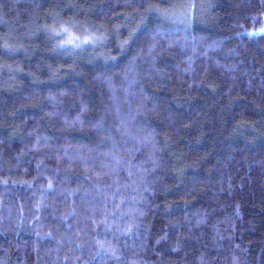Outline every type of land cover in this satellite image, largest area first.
<instances>
[{
    "label": "trees",
    "instance_id": "trees-1",
    "mask_svg": "<svg viewBox=\"0 0 264 264\" xmlns=\"http://www.w3.org/2000/svg\"><path fill=\"white\" fill-rule=\"evenodd\" d=\"M264 0H0V264H264Z\"/></svg>",
    "mask_w": 264,
    "mask_h": 264
},
{
    "label": "rangeland",
    "instance_id": "rangeland-1",
    "mask_svg": "<svg viewBox=\"0 0 264 264\" xmlns=\"http://www.w3.org/2000/svg\"><path fill=\"white\" fill-rule=\"evenodd\" d=\"M253 33H254V34L264 33V25H263L261 28L255 30Z\"/></svg>",
    "mask_w": 264,
    "mask_h": 264
}]
</instances>
